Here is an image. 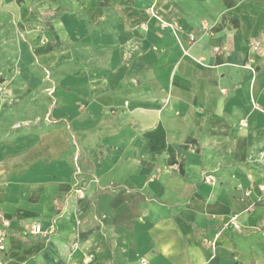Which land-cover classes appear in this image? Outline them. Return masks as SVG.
I'll use <instances>...</instances> for the list:
<instances>
[{
  "label": "crops",
  "instance_id": "crops-1",
  "mask_svg": "<svg viewBox=\"0 0 264 264\" xmlns=\"http://www.w3.org/2000/svg\"><path fill=\"white\" fill-rule=\"evenodd\" d=\"M6 18L56 88L50 122L0 139V264H264V0H0Z\"/></svg>",
  "mask_w": 264,
  "mask_h": 264
},
{
  "label": "rangeland",
  "instance_id": "rangeland-1",
  "mask_svg": "<svg viewBox=\"0 0 264 264\" xmlns=\"http://www.w3.org/2000/svg\"><path fill=\"white\" fill-rule=\"evenodd\" d=\"M21 44H28L26 38L17 33L8 18L1 19L0 139L23 128L50 122L48 112L54 108L56 86L51 83L50 71L39 69L34 58L33 63L29 62L28 55L23 56ZM28 78L36 79L34 84ZM75 163L81 172L74 161L73 175Z\"/></svg>",
  "mask_w": 264,
  "mask_h": 264
},
{
  "label": "built area",
  "instance_id": "built-area-1",
  "mask_svg": "<svg viewBox=\"0 0 264 264\" xmlns=\"http://www.w3.org/2000/svg\"><path fill=\"white\" fill-rule=\"evenodd\" d=\"M149 13H150V16L157 21V23H158V25H159V27L161 29L169 30L172 33H174L175 36L177 35L179 28L177 27L176 24L168 22V21L162 19L158 15V13L155 10H153L152 8H150ZM201 29L203 30V33H206L207 29L204 27V25L201 26ZM193 40L194 39L192 37H189L188 43L189 44L192 43ZM259 48H260V44L257 41H252L250 43V45H249V49H250L251 53L258 52ZM226 51H227V49H226L225 46H214L212 48V52L214 54L224 53ZM245 68L248 69L249 71H251L252 73L254 72V70L252 68H250L249 66H245ZM75 168H76V171H74V175H73V180H74L73 192H74L75 195L81 196L82 195V190H83V181L81 180V172H80L78 166L76 165V163H75ZM203 182L206 183V184H209V185H213L215 183L214 179L210 175H204ZM261 190L264 193V183L262 185V189ZM225 226H226V228L230 227L233 231H237L238 230V225L234 222V217L230 218L229 222ZM53 232H54V227L53 226H51L49 231H46V232L42 231L39 226H34L29 231V233L32 234V235L44 234V233H46L48 235V234H51ZM4 239H5V234H4V232H2L0 230V251H4V249H5L4 245H3ZM206 243H207V241H206ZM210 245L212 246V245H214V243L211 242ZM73 246H74V248H76V244L73 245ZM140 264H147V262L145 260H141Z\"/></svg>",
  "mask_w": 264,
  "mask_h": 264
}]
</instances>
